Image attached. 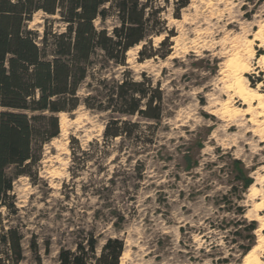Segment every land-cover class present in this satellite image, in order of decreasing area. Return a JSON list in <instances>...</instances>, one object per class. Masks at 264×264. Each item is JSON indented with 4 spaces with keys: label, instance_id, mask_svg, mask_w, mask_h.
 <instances>
[{
    "label": "rangeland",
    "instance_id": "1",
    "mask_svg": "<svg viewBox=\"0 0 264 264\" xmlns=\"http://www.w3.org/2000/svg\"><path fill=\"white\" fill-rule=\"evenodd\" d=\"M174 1L160 3L167 45L159 46L165 35L152 37L126 54L135 80L145 74L164 94L159 127L143 129L155 133L154 144L137 155L118 154L116 140L104 156L92 143H101L107 116L80 106L59 115L60 135L44 146L32 176L13 182L27 239L51 242L44 264H54L59 246L71 248L80 230L121 239L120 264H243L250 252L264 264V122L252 126L248 106L231 89L241 75L264 99V44L255 40L259 31L264 38V0H189L179 19ZM44 18L35 14L28 29L41 35ZM115 25L94 22L109 32ZM51 29L64 31L57 22ZM154 49L158 55L145 60ZM244 65L248 71L241 72ZM122 72L112 66L97 76L118 79ZM88 83L80 98L90 92ZM0 213L2 224H16L4 208Z\"/></svg>",
    "mask_w": 264,
    "mask_h": 264
},
{
    "label": "trees",
    "instance_id": "2",
    "mask_svg": "<svg viewBox=\"0 0 264 264\" xmlns=\"http://www.w3.org/2000/svg\"><path fill=\"white\" fill-rule=\"evenodd\" d=\"M161 2L169 4V0H0V208L17 221L4 225L0 213V264H44L51 255L50 240L39 244L33 234L27 239L11 192L15 179L31 177L44 146L59 137L60 114H71L80 106L105 114L101 143H92L104 156L108 144L116 140L118 154L137 155L154 144L155 133L146 135L143 129L159 127L164 94L145 74L135 80L126 54L143 42L149 44L152 37L165 35L159 46L167 45L170 32L160 18ZM188 5L189 0H175L173 17L179 19ZM38 13L45 17L41 35L28 29ZM108 19L116 22L110 32L94 26L95 21L104 24ZM54 22L63 26L62 33L52 31ZM158 50L144 59L156 57ZM169 54L170 50L163 57ZM112 66L123 69L118 79L97 76ZM87 80L91 90L80 98L79 89ZM78 150L81 156L88 155ZM71 156L76 159L73 148ZM247 228L254 239L257 223L251 221ZM124 250L119 238L80 230L71 248L59 246L54 264H120ZM250 250L249 246L243 255Z\"/></svg>",
    "mask_w": 264,
    "mask_h": 264
},
{
    "label": "bare ground",
    "instance_id": "3",
    "mask_svg": "<svg viewBox=\"0 0 264 264\" xmlns=\"http://www.w3.org/2000/svg\"><path fill=\"white\" fill-rule=\"evenodd\" d=\"M255 40H260L264 44V38L262 36L261 31H259L256 35ZM248 54H252L251 52H248ZM259 62H261L264 65V55H262L259 59ZM248 71V66L244 65L241 72ZM264 72V70H263ZM237 98L242 102L243 105H247L248 109L246 110V113L251 114V117L249 119V123L257 128H260L263 125L264 121H258L259 118L262 119L264 116V99L263 96L258 93L257 91H253L250 89H247L242 81V76L240 75L234 86L231 88ZM255 104L256 106H254ZM229 103H226L225 106H228ZM237 112V111H236ZM260 130H253V132H261ZM262 227H264V222L262 224ZM243 264H261L260 259L255 256L254 252H250L245 256L244 263Z\"/></svg>",
    "mask_w": 264,
    "mask_h": 264
}]
</instances>
